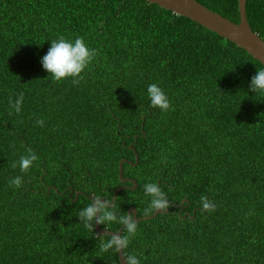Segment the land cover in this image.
<instances>
[{"label":"trees","instance_id":"1","mask_svg":"<svg viewBox=\"0 0 264 264\" xmlns=\"http://www.w3.org/2000/svg\"><path fill=\"white\" fill-rule=\"evenodd\" d=\"M196 1L240 23L239 0ZM247 17L264 40V0H248ZM59 36L96 49L79 84L53 81L40 63ZM257 69L234 43L146 0H0V264H120L118 250H102L111 236L76 214L133 187L120 163L136 156L123 178L137 188L108 207L154 215L146 183L170 204L137 223L125 257L264 264V94L249 90ZM151 83L168 110L150 105ZM20 94L21 112L10 114ZM28 149L38 160L22 173L13 163ZM202 196L214 209L202 208Z\"/></svg>","mask_w":264,"mask_h":264},{"label":"clouds","instance_id":"2","mask_svg":"<svg viewBox=\"0 0 264 264\" xmlns=\"http://www.w3.org/2000/svg\"><path fill=\"white\" fill-rule=\"evenodd\" d=\"M50 47L47 54L40 61L44 70L49 74L53 81L62 82L71 79L73 84H79L82 79V73L88 68L96 56V49L90 48L83 37L66 38L59 36L50 40ZM249 90L257 94H264V69H257L256 74L251 78ZM147 97L153 108L166 111L170 107V99L164 89L158 84L151 83L147 86ZM23 103V94H20L15 100L9 98V110L20 113ZM43 125L44 121H38ZM38 160V156L31 149L27 150L26 155H21L18 162L13 163V167H19L20 171L27 172ZM23 183L22 176H15L11 179L10 185L19 188ZM145 196L150 198L148 210H159L168 207L165 193L156 183H146L144 185ZM202 208L204 210L214 209V205L208 201L207 197H201ZM79 222L86 228L92 229L94 223L110 224L118 223L122 225L127 235L118 233L112 234L111 239L102 245V250H121L128 246L130 240L137 233V223L131 214L118 215L117 210L109 208L106 201L100 199L89 203L76 214ZM124 264H140V260L135 255H129L124 258Z\"/></svg>","mask_w":264,"mask_h":264},{"label":"water","instance_id":"3","mask_svg":"<svg viewBox=\"0 0 264 264\" xmlns=\"http://www.w3.org/2000/svg\"><path fill=\"white\" fill-rule=\"evenodd\" d=\"M149 3L160 6L163 9L173 12L178 16H183L188 18L204 28L218 34L219 36L229 40L234 43L239 48L248 52L251 56H253L256 60L264 65V40L255 33L248 21L247 17V2L248 0H239V13H240V23H234L229 19L223 17L222 15L210 10L205 7L201 3L196 0H146ZM131 149L133 147L131 146ZM137 163L139 161L138 156H136ZM129 163L133 166H137V163L133 164L128 160H123L120 163V179L122 182L127 183L130 182L134 186H124L120 187L116 190L114 194L113 206L117 200L119 193L125 189H133L137 188V182L133 179L123 178L124 173V164ZM73 192V191H72ZM79 193H77L75 201L79 198ZM102 201L104 199L97 198ZM97 199H93V202ZM184 204V203H183ZM183 204L181 206H183ZM189 205V204H188ZM164 209H159L152 216H147L144 218H138V211L135 207H132L128 211V215L131 214L135 219L136 223H140L145 220H152L156 218L159 214L167 213ZM96 232L98 235L102 236H111L115 232L104 229L101 224H95ZM124 227L117 232L120 235H123ZM120 264H124V249L118 250Z\"/></svg>","mask_w":264,"mask_h":264},{"label":"flooded vegetation","instance_id":"4","mask_svg":"<svg viewBox=\"0 0 264 264\" xmlns=\"http://www.w3.org/2000/svg\"><path fill=\"white\" fill-rule=\"evenodd\" d=\"M167 202H168V205H169V204H170V202H169V201H167ZM183 203L185 204V203H186V201H184ZM183 203H182V204H183ZM182 204H180V205H174V206H181ZM184 204H183V206H184ZM166 211H167V210H166ZM168 211H169V210H168ZM167 213H168V212H167ZM187 215H188V213H187Z\"/></svg>","mask_w":264,"mask_h":264}]
</instances>
